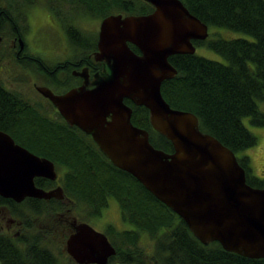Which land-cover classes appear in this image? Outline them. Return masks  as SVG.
I'll list each match as a JSON object with an SVG mask.
<instances>
[{
    "label": "water",
    "instance_id": "obj_1",
    "mask_svg": "<svg viewBox=\"0 0 264 264\" xmlns=\"http://www.w3.org/2000/svg\"><path fill=\"white\" fill-rule=\"evenodd\" d=\"M148 1L155 6L150 14L101 21L96 53L109 69L105 78L62 94L37 89L70 125L90 135L113 165L180 216L201 243L217 241L226 251L264 258V188L246 182L234 152L202 132L195 114L171 107L161 94V83L177 72L168 57L194 54L193 41L207 38L208 25L181 0ZM124 98L148 110L150 125L171 142V152L155 148L148 131L132 124ZM56 175L51 160L0 133L2 195L52 197L61 189L38 188L33 179ZM67 250L79 263L105 264L115 254L107 236L85 222L68 238Z\"/></svg>",
    "mask_w": 264,
    "mask_h": 264
},
{
    "label": "trees",
    "instance_id": "obj_2",
    "mask_svg": "<svg viewBox=\"0 0 264 264\" xmlns=\"http://www.w3.org/2000/svg\"><path fill=\"white\" fill-rule=\"evenodd\" d=\"M181 1L208 29L221 27L249 37L216 36L193 41L195 46L204 45L218 53L224 62L196 53L169 56L177 72L161 83V94L171 107L195 114L202 132L234 152L245 170L246 182L264 188V177L251 174L249 157L237 156L256 143L242 118L247 116L254 125L264 126V112L257 104L264 99V0ZM124 102L132 108V124L148 131L155 148L171 152V142L150 125L148 110L129 99ZM21 115L38 119L26 120L24 132L33 137L23 141L24 145L63 171L62 180L69 184L67 195L84 201L90 216H99L109 198L113 199L121 220L131 226L123 230L113 224L105 226V235L115 249L105 264H264V258L226 251L217 241L201 243L180 216L134 176L113 165L90 135L77 126L53 127L27 104ZM144 233L153 240L150 255L139 244Z\"/></svg>",
    "mask_w": 264,
    "mask_h": 264
},
{
    "label": "flooded vegetation",
    "instance_id": "obj_3",
    "mask_svg": "<svg viewBox=\"0 0 264 264\" xmlns=\"http://www.w3.org/2000/svg\"><path fill=\"white\" fill-rule=\"evenodd\" d=\"M154 10L148 0H0V133L41 157L23 142L33 137L24 132L26 120L38 121L21 115L26 104L53 127L75 125L37 88L62 94L105 78L109 69L96 53L101 21ZM127 44L140 54L133 43ZM54 167L55 179H33L38 188L61 189L52 197L17 200L0 193V264H96L79 263L67 250L70 235L93 216L84 201L67 195L63 171ZM104 229L98 231L105 234Z\"/></svg>",
    "mask_w": 264,
    "mask_h": 264
},
{
    "label": "rangeland",
    "instance_id": "obj_4",
    "mask_svg": "<svg viewBox=\"0 0 264 264\" xmlns=\"http://www.w3.org/2000/svg\"><path fill=\"white\" fill-rule=\"evenodd\" d=\"M212 31H214L215 34H212ZM208 32H209L208 37H216V36H221L226 38L249 37L245 34H240L235 31L225 30L224 28L221 27L209 28ZM195 53L206 58L224 62V59L218 53H216L215 51L204 45L196 46ZM38 85H40L39 82ZM257 104L259 109L264 112V99L262 101L257 100ZM242 122L245 125V127L255 135L256 143L255 145L243 151H239L237 153V156L247 155L249 157L248 166L250 168L251 174L263 178L264 177V126L254 125L253 123L250 122V118L247 116L242 118ZM108 203L109 204H107V206L102 210L101 216L89 217L87 219L88 223L91 226H93L97 231L98 230L103 231L106 223L113 224L114 227L119 230L130 228L131 226L129 224L121 220L117 203L110 198L108 200ZM139 244L141 248H143V251L146 255L152 254L154 248L153 240L147 234L144 233L139 237ZM110 264H113V262H111Z\"/></svg>",
    "mask_w": 264,
    "mask_h": 264
}]
</instances>
